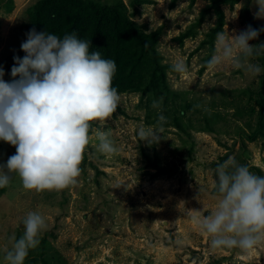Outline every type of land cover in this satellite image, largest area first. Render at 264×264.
Instances as JSON below:
<instances>
[{
    "label": "rangeland",
    "instance_id": "rangeland-1",
    "mask_svg": "<svg viewBox=\"0 0 264 264\" xmlns=\"http://www.w3.org/2000/svg\"><path fill=\"white\" fill-rule=\"evenodd\" d=\"M36 1L0 0V66L6 82L4 60L26 40L24 23ZM161 2L141 5L134 19L147 32L161 30L159 49L167 64L172 66L183 59L188 65L189 72L183 77L168 72L172 89L180 94L178 104L152 99L150 93L144 97L136 92L119 93L120 106L113 117L103 125L92 122V140L85 150L77 184L62 191H27L19 175L10 173V183L0 193V264H6L9 238L15 235L19 239L23 234L22 219L30 211L46 218L48 227L42 238L63 256L62 264H264V243L250 254L237 248L213 250L209 237L196 229L187 214L188 209L203 215L214 209L216 168L212 162L222 161L221 156L229 149V157L236 158L240 142L239 130L234 129L237 124L247 132L250 129L247 115L234 112L247 105L241 90L257 83L264 66L258 58L253 60L262 69L255 77L227 65L209 71L208 49L200 44L216 24L215 12L208 11L191 35L182 39L180 35L209 8L210 1ZM245 3L241 0L224 5L226 35L252 26L243 14ZM258 10L252 1L250 12L261 29L264 17H257ZM250 43H264V32ZM154 101L160 102L159 108L153 107ZM188 105L192 109L182 112ZM161 114L167 123L164 132L158 134L159 143L149 146L139 141V126H155ZM174 115L188 132L175 125ZM205 116L212 120L214 131L199 129ZM96 131L110 133L119 152L111 156L99 153ZM234 141L236 152L231 148ZM246 141L249 152L245 156L264 171L263 137ZM15 152L14 146L0 140V163H6ZM144 152L159 168L149 163Z\"/></svg>",
    "mask_w": 264,
    "mask_h": 264
},
{
    "label": "clouds",
    "instance_id": "clouds-1",
    "mask_svg": "<svg viewBox=\"0 0 264 264\" xmlns=\"http://www.w3.org/2000/svg\"><path fill=\"white\" fill-rule=\"evenodd\" d=\"M254 3L257 17H264V0ZM260 32L264 28L251 25L235 35L218 32L207 69L227 65L258 76L262 69L253 60L264 56V43L250 41L257 40ZM26 36L21 44L25 55L13 57L10 82L3 79L0 66V140L16 149L6 163H0V188L9 185L10 173H16L27 191H62L77 184L82 173L92 122L103 125L120 106V94L112 83L117 66L99 51L90 52V41L80 39L75 31L61 39L32 28ZM171 70L181 77L189 72L183 59L175 61ZM153 107L159 108L160 102L154 101ZM166 123L161 114L155 126H139V141L158 144ZM95 139L99 153L119 152L110 133L96 131ZM215 175L214 209L207 215L188 209L187 214L196 229L209 237L213 250L237 248L250 254L264 243V176L253 174L234 157L219 164ZM22 223L20 238H9L6 264H24L48 227L46 218L36 211L28 212Z\"/></svg>",
    "mask_w": 264,
    "mask_h": 264
},
{
    "label": "trees",
    "instance_id": "trees-1",
    "mask_svg": "<svg viewBox=\"0 0 264 264\" xmlns=\"http://www.w3.org/2000/svg\"><path fill=\"white\" fill-rule=\"evenodd\" d=\"M209 1V8L204 9L195 22L190 24L187 30L180 35L182 39L194 33L195 28L205 20L206 13L214 11L217 15L216 24L200 44L202 48L208 49L207 60L215 53L217 33L224 31L226 23L224 5L235 4L241 0ZM252 1L254 0H246L243 14L252 23V26L258 29L254 22L255 18L250 12ZM150 2L152 0H129L128 2L125 0H37L29 8L30 18L28 22L24 23V27L26 33L35 28L37 32L46 31L61 39L65 34L75 31L80 39L90 41V52L99 51L102 58L115 61L117 71L112 83L119 93L136 92L141 97L150 93L152 99L161 100L162 98L165 104L167 101L178 104L180 94L172 89L168 80L171 65L164 61V55L159 49L161 30L147 32L134 19V16L139 13V7ZM24 55L25 53L20 47L5 58L4 68L9 82L13 79L11 76V68L15 64L13 57L20 56L22 58ZM258 59L264 66V56ZM241 93L246 95L247 105L242 109L238 108L234 114L247 115L246 124L250 132H247L242 124L236 125L234 130L236 132L239 130L237 141L240 142V148L237 150L235 159L239 164L246 165L253 174L264 176L262 167L250 164L249 159L245 156L249 152L246 140L254 141L258 136H262L264 139V71L259 75L256 84L247 86L241 90ZM186 107L181 111L192 109L191 105ZM204 118L205 122H200L199 129L207 132L214 131L212 120L206 116ZM173 122L178 128L188 132L184 124H181L179 116L174 115ZM190 124L194 126L192 122ZM237 141L233 142L235 143L231 147L233 151L236 150ZM190 149L193 150V146ZM230 154L231 150L229 149L223 157L221 156L222 161H213L215 168L223 163ZM144 155L151 165L159 168L156 160L145 152ZM4 190L5 187L0 188V193H3ZM212 194L216 195L214 188ZM55 251L57 252L50 241L43 237L39 247L29 251L24 264H62L63 256Z\"/></svg>",
    "mask_w": 264,
    "mask_h": 264
}]
</instances>
